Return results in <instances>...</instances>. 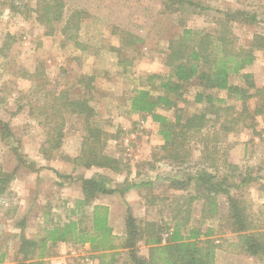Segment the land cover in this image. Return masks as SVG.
I'll return each instance as SVG.
<instances>
[{"label":"rangeland","instance_id":"rangeland-1","mask_svg":"<svg viewBox=\"0 0 264 264\" xmlns=\"http://www.w3.org/2000/svg\"><path fill=\"white\" fill-rule=\"evenodd\" d=\"M60 1L64 5L62 18L54 24L53 34L47 35L48 27L38 21L35 12L38 0H0V120L12 134L6 140L0 139V169L11 173L17 168L16 176L22 185L15 191L11 189L15 183L12 180L7 192L0 196V251L5 254L0 264L19 262L20 234L35 238L46 226L78 218L71 210L75 201L82 198L81 178L106 175L111 180L110 188L123 181L151 182L124 195H104L93 201L111 208L110 225L114 234L125 233L127 207L139 220L167 221L181 193L170 191L164 179L178 170L164 159L167 152L161 149L158 125L149 116L124 114L130 91L133 87L149 88L144 82L147 75L167 73L168 42L184 27L214 34L217 20L241 11L255 15L256 21L249 24L241 16L229 21L236 46H247L255 34L264 36V0H192L195 7H182L176 13L164 12L161 0ZM65 21L76 23L75 39H67L60 33ZM255 56L254 63L242 72L251 74L253 83L264 88V51H255ZM118 60L123 65L117 66ZM80 76L92 78L90 104L97 114L95 121L108 133L105 152L120 160V173L73 166L72 159L78 155L85 134L82 117L66 115L61 147L43 154L47 148L45 132L26 102L35 98L41 100L40 104L43 102L39 93L42 84L43 92L68 88L73 98H87L86 86L77 81ZM230 83L245 84L241 76H233ZM197 90L194 80L185 86L184 101L177 103L184 115L202 109V104L194 102ZM215 96L225 99L224 107L235 106L231 114L240 111V102L227 98L224 91L216 92ZM257 103L254 97L247 106L253 111ZM157 112L174 119L173 110ZM219 124L204 134L212 136ZM208 141L205 151L201 143L188 144L192 161L186 167L198 162L202 153L215 152L211 158L218 173L235 176L230 183L246 175L258 178L241 189L231 190L246 200L250 216L257 218L264 213V114L247 119L244 128L219 132V139ZM20 158L24 163L18 161ZM230 164L237 166V170L233 171ZM218 207L217 217L205 221L215 230L212 237L217 246L215 264H264V259L249 257L229 246L235 236L224 217L227 212L224 197L219 198ZM90 208L82 209L87 225ZM200 211L201 202H194L191 218L195 222L200 219ZM84 246L87 247L58 243L44 261L46 264H100L101 261L131 264L124 252L112 260L110 252L101 257L91 253L88 244ZM140 254H146L142 247Z\"/></svg>","mask_w":264,"mask_h":264},{"label":"trees","instance_id":"trees-1","mask_svg":"<svg viewBox=\"0 0 264 264\" xmlns=\"http://www.w3.org/2000/svg\"><path fill=\"white\" fill-rule=\"evenodd\" d=\"M161 1L163 11L168 13L179 12L182 7H195L192 0ZM63 7L60 0H38L36 3L38 21L48 27L47 35L53 34L54 24L62 18ZM237 16L243 17L249 24L256 21L255 15L236 11L217 20L214 34L184 27L176 38L168 42L165 56L167 73L147 75L144 82L149 88L133 87L127 97L124 114L149 116L158 125V134L163 142L161 149L167 152L164 159L178 170L173 176L164 179L170 191L181 193L170 210L169 219L161 223L139 220L127 207L125 233L115 235L109 225L108 207L93 204V201L104 195H124L133 189L149 186L151 182L136 184L123 181L110 188L111 180L106 175L81 178L79 184L82 198L75 201L74 209L71 210V214L78 218L46 226L42 234L35 238H26L20 234L17 251L19 262L16 264H46L44 260L52 255L53 247L57 243L66 242L88 244L90 252L101 257L110 252L112 260L124 252L131 264H215L217 246L212 240L215 230L206 225L205 221L217 217L220 197H224L227 204L224 217L230 233L235 236L229 246L249 257L264 259V213L254 219L248 212L246 200L231 193L232 189H241L258 178L240 176L241 180L230 183L235 176L218 173L211 158L215 152L202 153L198 162H194L192 167H186L192 161L190 149L187 148L189 143H201L205 151L210 138L212 141L219 139V132L244 128L247 119L253 120L257 115L264 114V88H258L253 83L251 74L242 72L254 63L255 51H264V36L255 34L247 46H236L229 21ZM72 23L65 21L60 28V33L70 40L75 39L78 30L76 23ZM118 65H123V61L118 60ZM233 76H241L245 84H231ZM193 80L198 88L194 102L203 107L197 113L184 115L177 108V103L184 99L185 86ZM77 81L86 86L87 98H73L68 88H52L43 92L42 84L39 93L42 94L43 102L40 104L39 98L26 102V107H29L45 132L44 144L47 148L43 154L61 147L66 115L82 117L85 134L78 155L72 159L73 166L120 173V160L105 152L108 133L95 121L97 114L90 104L92 78L80 76ZM218 91H224L227 98L240 102V111L231 114L235 106L224 107L225 99L215 96ZM254 97L258 103L252 111L247 102ZM20 109L22 107L18 111ZM160 109L173 110L174 119L170 120L158 113ZM224 112L227 114L222 116ZM217 123H220L219 128L212 132V136L204 134L207 129H214ZM0 129L1 140L12 136L8 125L1 120ZM18 161L24 163L21 158ZM231 166L233 171L238 168ZM195 167V170L189 171ZM13 179L14 172L0 169V196L7 192ZM197 201L201 202V211L196 223L191 218V212L193 203ZM86 207H91L88 225L85 222L87 216L82 213ZM141 247L145 249V255L140 254ZM4 259L5 254L0 251V263ZM100 264L112 262L101 261Z\"/></svg>","mask_w":264,"mask_h":264},{"label":"crops","instance_id":"crops-1","mask_svg":"<svg viewBox=\"0 0 264 264\" xmlns=\"http://www.w3.org/2000/svg\"><path fill=\"white\" fill-rule=\"evenodd\" d=\"M16 170H14V171H12V172H14V179H13V182H15L14 183V185H12V187H11V189H13V190H15V191H17L18 189H20L21 187H22V185H21V180L20 179H17V176H16V172H17V168H15ZM25 170V169H24ZM132 191V190H131ZM130 192V191H129ZM109 207V206H108ZM111 208H109V215H108V217H109V225H110V222H111ZM135 217V216H134ZM111 226V225H110ZM112 227V226H111ZM123 228H124V226H123ZM113 229V228H112ZM122 231H123V229H122ZM114 234V233H113ZM116 235V234H115ZM120 235H122V234H120ZM58 244V243H57ZM57 244L55 245V246H57ZM54 246V247H55ZM53 247V248H54ZM83 247L84 248H86L87 246H84L83 245ZM89 249H90V246H89ZM92 253V252H91ZM95 254V253H94Z\"/></svg>","mask_w":264,"mask_h":264}]
</instances>
